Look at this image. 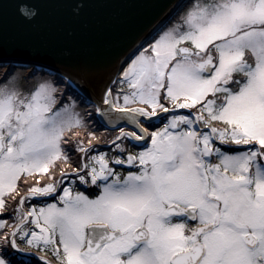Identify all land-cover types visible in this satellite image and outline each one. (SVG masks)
Masks as SVG:
<instances>
[{"label": "snow or ice", "instance_id": "1", "mask_svg": "<svg viewBox=\"0 0 264 264\" xmlns=\"http://www.w3.org/2000/svg\"><path fill=\"white\" fill-rule=\"evenodd\" d=\"M0 74V264H264V0H183L100 104ZM90 107L125 122L113 157L75 139Z\"/></svg>", "mask_w": 264, "mask_h": 264}, {"label": "water", "instance_id": "2", "mask_svg": "<svg viewBox=\"0 0 264 264\" xmlns=\"http://www.w3.org/2000/svg\"><path fill=\"white\" fill-rule=\"evenodd\" d=\"M182 2L0 0V61L67 76L89 102L100 104L140 46L169 23Z\"/></svg>", "mask_w": 264, "mask_h": 264}, {"label": "rangeland", "instance_id": "3", "mask_svg": "<svg viewBox=\"0 0 264 264\" xmlns=\"http://www.w3.org/2000/svg\"><path fill=\"white\" fill-rule=\"evenodd\" d=\"M129 64L125 67L124 70H126V68L129 66ZM5 71H7V69H5ZM0 75H2V74H0ZM119 79H122V74L120 75V78ZM116 90L119 91V85L117 86ZM80 111H81V114L84 116V119H85L86 124H87V128L86 129L79 130L80 135L78 137H75V139H84L86 141L87 138H88V130L90 129L93 132H95V134L99 137V141H95L94 140L92 142L91 147L98 148L99 150L100 149H103V148L112 147L113 146L112 145V141L117 136H119L120 134L115 133V132L114 133H109V132H107V130L105 128L101 129V127H99L98 126V123L96 122V119H97L98 122H100L101 120L98 118V115L96 113H94L95 112V109L93 110L92 108H90V111H89V109L87 110L88 112L93 113L92 115H86L84 109H80ZM110 145H112V146H110ZM126 146H127V144H126ZM65 147H67V145H65ZM113 151H116L117 152V149L114 148ZM102 152L106 153L105 151H102ZM111 154L112 155H110L109 153H107V155L109 157H113V156L116 155V154L114 155V153H111ZM118 166H120L122 168L124 167L126 169H129L127 165H123V166H121V165H115L114 167L117 168ZM132 169H135V168H132ZM118 171H120L122 175H126L122 169H118ZM57 179H59V175L58 174H57ZM79 189H81V191L83 189H94V186L93 187H86L84 185H79ZM85 194H88V193H85ZM90 198H95V196H90ZM17 199H19V197H17ZM14 203L15 202L13 201L10 204L9 211L7 213L0 214V222H3L4 220H6L9 225H11L12 223L15 222V215H14V212H13ZM41 206H43V205H41ZM25 207H27V204L25 205Z\"/></svg>", "mask_w": 264, "mask_h": 264}, {"label": "trees", "instance_id": "4", "mask_svg": "<svg viewBox=\"0 0 264 264\" xmlns=\"http://www.w3.org/2000/svg\"><path fill=\"white\" fill-rule=\"evenodd\" d=\"M119 80V79H118ZM117 86H118V84L116 83L114 86H113V88L112 89H114L115 91H117L116 90V88H117ZM90 108H92L93 110H94V107H90ZM90 108H89V111H90ZM95 113V112H94ZM96 122L98 123V126L99 127H101V129H103L102 128V126H101V123L100 122H98L97 121V119H96ZM126 144H127V146L129 147V145H128V143L127 142H125ZM67 147H70V145H67ZM115 148V146L113 147H109V148H103V149H100V151H105L106 153H109L110 155H112L111 153H114V155L116 154V151H113V149ZM130 148V147H129ZM93 154H95V153H93ZM81 155L82 154H79V153H75L74 154V159H79L80 157H81ZM117 169H121V167H117ZM81 190V189H80ZM82 191H85V193H88V194H92V193H98L99 192V189H83ZM90 196H94V195H90ZM41 206V205H40ZM27 207H28V204H27Z\"/></svg>", "mask_w": 264, "mask_h": 264}, {"label": "flooded vegetation", "instance_id": "5", "mask_svg": "<svg viewBox=\"0 0 264 264\" xmlns=\"http://www.w3.org/2000/svg\"><path fill=\"white\" fill-rule=\"evenodd\" d=\"M179 111L184 112V113H187L188 112V110H179ZM125 130L130 131L131 130V127H125ZM107 131H111L110 133H114L115 132V133L120 134V127H116L114 129H109V130L107 129ZM128 145L131 147V144L130 143H128ZM141 150H142V148H131V151L133 153L138 152V151H141Z\"/></svg>", "mask_w": 264, "mask_h": 264}]
</instances>
